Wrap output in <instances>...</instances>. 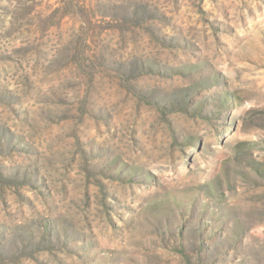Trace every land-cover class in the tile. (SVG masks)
Segmentation results:
<instances>
[{"label": "rangeland", "instance_id": "374dc122", "mask_svg": "<svg viewBox=\"0 0 264 264\" xmlns=\"http://www.w3.org/2000/svg\"><path fill=\"white\" fill-rule=\"evenodd\" d=\"M0 264H264V0H0Z\"/></svg>", "mask_w": 264, "mask_h": 264}]
</instances>
